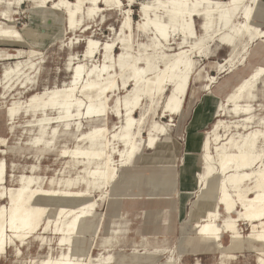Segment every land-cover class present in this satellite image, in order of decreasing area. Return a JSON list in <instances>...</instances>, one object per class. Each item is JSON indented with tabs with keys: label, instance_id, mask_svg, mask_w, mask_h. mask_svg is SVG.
<instances>
[{
	"label": "rangeland",
	"instance_id": "1",
	"mask_svg": "<svg viewBox=\"0 0 264 264\" xmlns=\"http://www.w3.org/2000/svg\"><path fill=\"white\" fill-rule=\"evenodd\" d=\"M54 1L59 0H50V3L47 1L48 8H41L42 12L31 0L0 2V27L13 29L20 35L19 39L0 38V74L6 68L13 71L6 77L2 75L0 80V139L4 140V143L0 144V164L4 165L3 177L7 189L19 187L18 178L24 175L35 179L32 184L34 188L62 190L61 183H65L69 176L82 174L80 168L68 169L67 162L70 159L62 156V150L75 147L78 136L89 132L94 126L105 125L111 131L115 124H120V114H116L114 102L123 98L125 91L117 89L118 85L121 87L124 78L117 62V56L122 52L117 42L124 40L128 45L124 64L136 62L137 67H142L145 66L146 57H153L157 70L163 67L167 56L189 45L188 40L186 42L176 36H173L170 42L159 44L154 40L156 34L150 28L146 29V33L136 30L137 23L142 20L138 4L131 6L134 24L132 33L126 30L120 32L123 13L116 9L107 10L105 6L104 11L99 12L94 20L90 21L85 14L79 15L81 24L72 32L68 28L64 9L56 19L50 18L49 14L55 12L51 9ZM142 1L144 0H137V3ZM126 4L124 2L122 10L130 9ZM87 7H84V11ZM46 10L51 12L46 14ZM259 24L264 28V0H259L254 10V25ZM200 25L201 20L195 19L198 35L201 34ZM217 27L214 26L213 30ZM213 37L202 44L197 54L192 56L195 68L189 90L182 113L173 117V122L163 113L162 105L166 95L160 100L155 98L153 102L142 99L139 101V109L134 114L142 123L139 139H147L151 126L167 125V133L159 136L157 134L153 149L144 148L143 140L141 141L136 158L131 160L127 169L118 172V182L123 183L124 188L116 196L106 189L90 196L89 200L99 199L100 196H103V200L97 203L89 231L80 237L77 245L85 254L90 255L91 259L110 256L113 258L110 264H255V254L248 252L229 257L215 254L213 251L192 250L195 234L192 230L193 221L189 219L188 213L195 206L197 196L201 192L207 194L213 190L216 193L227 190L232 199L237 201L235 190L227 182L233 174L230 170L225 178L204 182L206 170L202 159L203 142L208 141V152L214 155V126L220 120L223 123L216 130V134L221 139L232 138V144L240 143L242 137L253 130L264 134V125L258 123L264 117V76H261L256 88L251 90L253 98L247 99L249 102L239 103L240 107H251L250 116L254 122L243 123L241 120L248 115L244 117L242 113L231 114L226 111V107H221L226 96L254 67H264V45L260 41L252 42L243 50L246 40L236 41L238 48L232 59L231 69L228 72L229 66H225L220 72L217 65H224L231 49L218 42L216 35ZM89 39L101 44L115 43L110 51V62L107 64L110 72L103 76L104 81H101L104 84L112 81L116 85L115 93H111L107 99V121L104 119L101 123H88L85 120L81 122L74 111V117L66 128L60 125L59 133L54 138L48 135L41 145L34 146L31 143L38 135V121L57 117L59 110L26 108V102L32 96H42L49 90L69 84L73 69L77 65L84 66L82 76L93 66L101 65L104 51L96 50L92 56L86 57ZM17 63L21 67L15 72ZM93 79L96 80L95 77ZM79 86L81 87H76L75 94L85 102V97L78 94ZM169 92L170 90H167L166 94ZM46 100V97H43L42 101ZM11 108L16 112L9 124L8 110ZM121 109L119 106L118 111ZM52 126L56 124L46 126L48 132ZM151 134L155 135V132ZM261 144H264V140L257 142L258 153L264 152V145ZM78 145L86 147L84 144ZM225 147L227 152L236 151L235 148ZM111 148L114 150H110V155L117 159L116 151L122 149L121 144L113 142ZM185 159L188 161L187 168ZM253 167L257 170L260 163ZM51 179L53 183L50 185ZM215 182L221 185L213 187ZM252 182L253 180L243 182L245 185L241 184L237 191L248 196L246 191L253 185ZM152 184H165L166 195L149 196ZM108 195L109 200L113 199L118 203V217H113L116 206L107 203ZM4 203L5 201H0V204ZM38 203L46 209L41 226L47 225V230H41L36 236L24 241L19 246L20 253H17L14 245L8 248L7 253L0 257V264H40L47 255L56 257L61 249L66 248L58 246L61 234L54 232L57 207L49 205V202L43 199ZM217 210V224H221L225 215L219 205ZM238 212L240 208L236 213ZM103 217V224L98 223ZM237 225L241 236L245 237L250 232V227L244 222ZM112 236L113 247L103 250L101 241ZM142 237L146 238L144 245ZM227 241L228 237L223 236V244H227Z\"/></svg>",
	"mask_w": 264,
	"mask_h": 264
},
{
	"label": "bare ground",
	"instance_id": "2",
	"mask_svg": "<svg viewBox=\"0 0 264 264\" xmlns=\"http://www.w3.org/2000/svg\"><path fill=\"white\" fill-rule=\"evenodd\" d=\"M16 1L20 2L21 0ZM31 1L35 3L36 8H40L39 10L48 8L47 1L50 3V0ZM257 1L144 0L137 3V0H73V2L59 0L52 2L51 9H54L55 12L46 10V14L51 12L50 18L56 19L64 9L67 14L68 28L72 32L81 24L79 15L85 14L87 19L94 20L99 12L104 11L103 7L105 6L107 10L116 9L122 12L124 18L121 22L120 32L126 30L132 33L134 24L131 6L138 4L142 20L137 23L136 30L146 33V29L150 28L155 32L154 40L159 44L170 42L173 36L180 37L186 42L187 40L194 42L187 43L188 46L167 56L163 67L158 70L154 67L153 57H146L144 59L145 66L142 67H137L136 62L124 64L128 45L124 40L117 42L122 48V52L117 56V62L121 72L124 73L121 87L118 85L117 89L125 91L123 98L114 102L115 112L120 114V124L118 126L115 124L111 131L105 125L94 126L89 132L78 136L75 147L62 150V156L70 159L67 162L68 169L80 168L79 171L82 172L76 176H69L65 183H61L62 190L34 188L32 184L35 179L24 175L18 178L19 187L7 189L3 177L4 165L3 163L0 164V201H5L4 204H0V257L5 255L8 248L13 245L16 247L17 253H20L19 246L24 241L36 236L41 230H47V225L41 226L46 209L38 203L43 199L47 203L49 202V205L53 204L57 207L54 232L61 234L58 246L66 248L61 249L56 257H53L52 254L47 255L40 264H110L112 262L110 260L113 259L110 256L107 258L99 256V258L91 259V256L85 254V251L77 244L80 242V237L89 231L90 222L95 217L97 203L103 200V196H100L99 199L89 200L90 196L103 189L116 196L124 188L123 183L118 182V172L129 167L131 160L136 158L143 140L142 138L139 139L141 119H136L134 116L139 109V101L142 99L153 102L155 98L160 100L166 95L162 105L163 113L170 122H173V117L181 115L185 97L189 90L190 77L195 68L192 56H195L202 44L206 43L197 34L195 19L204 20L206 24H210L213 19H218L225 28L231 27L235 35L247 36L252 29L251 17ZM124 2L127 3L126 7L130 9L122 10ZM86 5L88 7L84 11ZM86 30L87 28L83 31L86 32ZM222 32L223 29H218L214 35L218 36ZM214 35L209 38L212 39ZM261 35L262 33H259L257 37ZM19 37V32L0 27V38L19 39ZM114 44V42L101 44L89 39L86 57L92 56L96 50L104 51L103 63L98 67L93 66L83 76L84 66L77 65L73 69L69 84L62 88L49 90L42 96H32L26 102V108L40 107V110H59L57 117L38 121V135L31 144L34 146L41 145L48 135L54 138L59 133L60 125L66 128L68 123L72 121L74 111L77 113L76 116L80 117L81 122L85 120L88 123H101L104 119L107 121V99L111 93H115L116 85L112 81L105 84L101 81H104L103 76L110 72L107 64L110 62V51ZM229 63L232 64V59ZM19 65V63L16 64L15 72L21 67ZM12 72L6 68L0 74V80L2 75L6 77ZM261 76H264V67L262 66L254 69L248 77L242 79L226 96L221 107L223 109L226 107V111L231 114L242 113L244 117L248 115L241 120L243 123L254 122L250 116L251 107L249 105L240 107L239 103H245V95L257 85ZM94 77L96 80L93 79ZM78 85H81V87L79 86L80 90L77 89L78 94L85 97V102H83L84 99H79L75 94ZM130 88L132 89L130 90ZM167 90H170L168 94H166ZM43 97H46L47 100L42 101ZM39 101L41 103L38 104ZM119 106L122 107L120 112L118 111ZM15 112L14 108L8 110L9 124L14 119ZM222 123L220 120L214 126L215 154L208 152V141L202 144L204 153L202 159L206 170L204 182L225 178L227 171L230 170L233 174L227 179V182L235 190L237 201L232 199L227 190H221L218 193L213 190L207 194L201 192L197 196L195 206L188 213L189 219L193 221L192 230L195 234L193 251H213L215 254L229 257H237L240 253L248 252L255 254V264H264V152H257V142L264 140V134L253 130L242 137L240 143L232 144V138L221 139L216 134V130ZM258 123L264 125V117ZM53 124L56 126L49 128L50 132H48L46 126ZM166 126H151L147 139L143 140V147L153 149L157 141V134L159 136L167 133ZM64 130L67 129H62V131ZM153 131L155 135L151 134ZM113 142H118L122 148L116 151L117 159H113L110 155V150H114L111 148ZM3 143L4 140L0 139V144ZM78 144H84L86 147H80ZM225 146H229L230 149L235 148V153L227 152ZM256 163H260V167L254 170L253 166ZM251 180H253V185L246 191L248 196L237 191L243 182ZM52 183L53 180L51 179L49 184ZM152 185L149 196L166 195L165 184ZM219 185L215 182L213 187ZM107 203L117 202L113 199L109 200L108 195ZM235 204L236 207H234ZM217 205L225 215L221 224H217L219 220ZM238 208H240V212L236 213ZM104 219V217L102 220L100 218L98 223L103 224ZM240 222H244L250 227V232L245 237L241 236L238 230L239 225L237 223ZM116 234L112 233V235ZM225 235L228 237L227 244L222 242ZM112 239L113 236L101 241L100 246L103 250L113 247ZM142 240H146V238L142 237Z\"/></svg>",
	"mask_w": 264,
	"mask_h": 264
},
{
	"label": "crops",
	"instance_id": "3",
	"mask_svg": "<svg viewBox=\"0 0 264 264\" xmlns=\"http://www.w3.org/2000/svg\"><path fill=\"white\" fill-rule=\"evenodd\" d=\"M259 4V0L257 1V4L255 5L254 9H253V12H252V17H251V25H252V29L250 30L249 34L244 35L243 37H239L237 35H235L232 30H231V27L229 28H225L223 23L218 20V19H213L210 24H206V22L204 20H201V25H200V29H201V40L203 42H207L209 40H211L209 37L211 35H214V33L218 30V29H223V32L218 35V39L217 41L220 42L221 44H224V45H227L230 47V53L228 55V59L226 58L224 60V65L223 64H219L217 65V69L221 72L223 71L222 69L225 67V66H229V69H228V72L229 70L231 69L230 66H232L233 64V61H232V64H230L229 62L231 61V59H233L234 57V54L238 48V44H236V41H243V40H246V43L243 47V50L246 48V46H248L250 43L252 42H257V41H260L263 45H264V28H261L262 24H259V25H254V10L255 8L258 6ZM214 26H218L216 30H213V27ZM259 33H262V35L260 37H257V35ZM189 42L188 43H191V42H194V41H191V40H188ZM187 45V44H186ZM183 47H186V46H183ZM182 47V48H183ZM260 66H256L254 67L251 72L258 68ZM250 72V73H251ZM249 73V74H250ZM249 74L247 75V77L249 76ZM191 79V77H190ZM244 79V78H243ZM256 88V86L252 87V89ZM251 90L249 91V93H247L244 97V100L245 102H249L247 101V99H252L253 98V93L251 92ZM185 163H186V168L188 167V161L185 159ZM111 204L112 206H116V204L118 203H109ZM118 210H119V206H116L114 211H113V217H118ZM146 240H142V244H145ZM193 250V249H192Z\"/></svg>",
	"mask_w": 264,
	"mask_h": 264
}]
</instances>
